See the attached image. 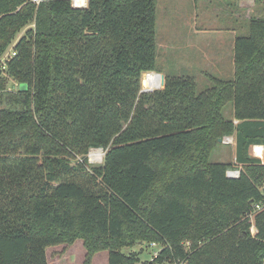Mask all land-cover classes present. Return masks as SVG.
Returning a JSON list of instances; mask_svg holds the SVG:
<instances>
[{
	"label": "trees",
	"instance_id": "16d2710c",
	"mask_svg": "<svg viewBox=\"0 0 264 264\" xmlns=\"http://www.w3.org/2000/svg\"><path fill=\"white\" fill-rule=\"evenodd\" d=\"M156 1L0 0V56L33 25L0 69V264H48L78 239L83 264H137L122 249L138 242L166 246L142 264H264V19L234 37L232 78L141 92L159 72ZM224 136L235 164L210 160Z\"/></svg>",
	"mask_w": 264,
	"mask_h": 264
},
{
	"label": "rangeland",
	"instance_id": "374dc122",
	"mask_svg": "<svg viewBox=\"0 0 264 264\" xmlns=\"http://www.w3.org/2000/svg\"><path fill=\"white\" fill-rule=\"evenodd\" d=\"M87 1L83 7L87 6ZM170 2L163 3V0L156 1V36L158 43V66L161 67L163 72H167V66L164 65L162 58L164 57L162 52L164 47V41L168 43L170 51H176L179 47L184 48L187 40H195L196 37L195 27L202 29V34L209 37L211 42L214 37L223 35L224 40L230 37L232 32H236L237 36H245L248 34V24L250 18L264 19V2L254 3L253 0H244L243 10H240V16L237 15V2L240 0H169ZM71 4L74 7H78L75 0H71ZM82 7V8H83ZM29 25L21 30L11 42L10 47L14 46L15 42L25 33L26 29L32 27ZM181 45V46H180ZM160 46V47H159ZM203 46V45H202ZM224 46V44H223ZM176 57H174L175 59ZM173 59V60H174ZM190 64V62H189ZM197 63H194L196 66ZM175 68V67H172ZM146 74H151L146 77ZM155 74L160 73H145L141 77V92H152L155 90L163 89L164 85H159V76ZM2 76L7 80L6 92L16 93L19 87V83L9 77L6 73H2ZM165 76V75H164ZM154 77V78H153ZM150 79H155V84L152 89H146L143 87L144 83H149ZM208 84L205 85V80H201L197 83L196 89L201 92L208 88ZM223 116L226 119L233 117V105L228 103L224 110ZM225 137L231 136H224ZM232 138V137H231ZM233 147V148H232ZM93 150V149H92ZM91 150L87 155L88 162L92 165H98L102 162L104 153L100 161H92L89 158ZM234 141L232 144H224L221 142L211 153L210 160L212 162H225L234 164ZM236 171L231 169L228 172ZM140 242L137 245L129 248L122 249V252L126 255L130 253H137L139 262L142 264L144 261H150L153 252L158 247L143 248L140 250ZM86 250L81 239L76 240L71 245H57L47 249L46 256L48 264H83L85 260ZM90 264H107V252L102 251L92 256Z\"/></svg>",
	"mask_w": 264,
	"mask_h": 264
},
{
	"label": "crops",
	"instance_id": "0c3cea01",
	"mask_svg": "<svg viewBox=\"0 0 264 264\" xmlns=\"http://www.w3.org/2000/svg\"><path fill=\"white\" fill-rule=\"evenodd\" d=\"M195 1V0H194ZM169 0H163V3L168 5ZM244 0L237 2V15L240 16V10H243ZM197 41L187 40L184 48L179 47L176 51H170L168 43L164 41L163 58L164 65L169 69L167 72H163L160 66H158V57L156 58V65L158 73L162 75L173 74V75H186L193 77L196 85L199 81L205 80V85H211L210 77L219 79H230L233 76V40L236 36V32H232L227 40H224L223 35H218L209 42V37L201 35L202 29L195 27ZM157 35V34H156ZM157 43V36H156ZM224 44V46H223ZM203 45V46H202ZM160 47V46H159ZM156 52H158V43ZM174 57H176L174 59ZM174 59V60H173ZM190 62V64H189ZM194 63H197L194 66ZM175 67V68H172ZM208 86V87H209ZM232 140L233 137H232ZM261 147V148H260ZM233 148V147H232ZM259 149V150H258ZM257 150V151H256ZM250 155L253 158L259 159L263 162L264 160V146L253 145L250 148ZM233 159L234 155H233ZM235 164V163H234ZM236 169V166L234 168Z\"/></svg>",
	"mask_w": 264,
	"mask_h": 264
},
{
	"label": "built area",
	"instance_id": "2783aa9c",
	"mask_svg": "<svg viewBox=\"0 0 264 264\" xmlns=\"http://www.w3.org/2000/svg\"><path fill=\"white\" fill-rule=\"evenodd\" d=\"M15 56V52L13 50V46L10 47L9 50H6L1 56H0V69L2 71H4L6 69V64L7 62ZM149 75L151 74H146V77H148ZM233 140L231 137H225L223 140H222V143L224 144H232ZM227 176L228 177H237L238 176V171H232V172H227ZM263 193H264V187H263ZM261 209V206L260 205H255L254 206V210L255 211H258ZM249 219H252V215H249ZM250 231L252 234L255 233V228L253 227V225L251 226L250 228ZM150 247H158V249L156 251L153 252V255L151 257V260H153L157 254L162 250V248L166 247V246H163V245H158V244H155V243H152L149 245ZM172 264H186L184 261L183 262H175V263H172Z\"/></svg>",
	"mask_w": 264,
	"mask_h": 264
},
{
	"label": "bare ground",
	"instance_id": "6f19581e",
	"mask_svg": "<svg viewBox=\"0 0 264 264\" xmlns=\"http://www.w3.org/2000/svg\"><path fill=\"white\" fill-rule=\"evenodd\" d=\"M79 7H83V6H79ZM154 78V77H153ZM159 85L161 84V79L159 77ZM157 84V81L154 79H150L149 80V83H144L143 84V87L146 88V89H152V87ZM261 148V147H260ZM259 150V149H258ZM257 151V150H256ZM101 157H102V150H99V149H93L91 150L90 154H89V158L92 160V161H100L101 160Z\"/></svg>",
	"mask_w": 264,
	"mask_h": 264
},
{
	"label": "water",
	"instance_id": "95a60500",
	"mask_svg": "<svg viewBox=\"0 0 264 264\" xmlns=\"http://www.w3.org/2000/svg\"><path fill=\"white\" fill-rule=\"evenodd\" d=\"M155 75H157V76L160 77V79H161V84L164 85V81H165L164 75H162V74H155ZM218 142L221 143L222 141L219 140ZM99 150H101V149H99ZM102 152H103V150H102ZM103 153H104V152H103Z\"/></svg>",
	"mask_w": 264,
	"mask_h": 264
}]
</instances>
